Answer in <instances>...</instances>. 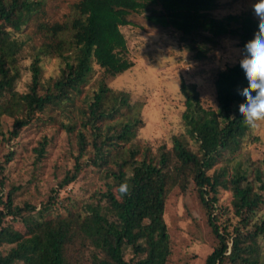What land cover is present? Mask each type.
I'll use <instances>...</instances> for the list:
<instances>
[{
	"label": "trees",
	"instance_id": "16d2710c",
	"mask_svg": "<svg viewBox=\"0 0 264 264\" xmlns=\"http://www.w3.org/2000/svg\"><path fill=\"white\" fill-rule=\"evenodd\" d=\"M42 6V0H0V121L10 119L0 130L6 150L0 159V264H165V201L170 190L182 195L191 184L215 240L204 264H264V150L255 155L241 147L252 130L238 111L243 98L237 90L247 87L241 56L213 72L215 106L202 103L195 83L181 81L184 132L155 150L132 140L140 119L115 123L127 97L109 86L133 64L120 30L133 13L146 12L149 23L182 36L237 39L241 53L258 31L257 17L217 18L211 12L218 0H78L63 21L49 22L39 17ZM34 21L40 45L29 54L30 80L19 90L27 45L20 35ZM204 50L195 56L202 58ZM49 55L62 65L43 80L40 61ZM91 78L93 91L77 105ZM42 115L73 133L75 142L67 149L71 167L35 201L29 192L18 197L23 186L9 185L3 171L14 155L8 144L25 129H39ZM51 140L43 134L32 146L34 166L41 167ZM125 181L131 194L122 198L118 189ZM79 182L83 198H59ZM221 190L230 194L226 205L218 203Z\"/></svg>",
	"mask_w": 264,
	"mask_h": 264
},
{
	"label": "rangeland",
	"instance_id": "374dc122",
	"mask_svg": "<svg viewBox=\"0 0 264 264\" xmlns=\"http://www.w3.org/2000/svg\"><path fill=\"white\" fill-rule=\"evenodd\" d=\"M76 1L78 0H42L43 13L39 17L49 22L63 21L70 12V5ZM218 2L219 6L211 12L217 18L229 13L242 12H249L256 17L252 9L256 0H218ZM129 19L131 23L122 26L120 30L126 38L127 57L133 64L128 70L109 80L110 88L125 93L128 104L117 114L115 123L119 124L128 118L140 119L132 140L149 144L155 150L159 144L170 145L172 135L184 132L181 119L184 109L183 96L179 90L181 81L195 83L202 103L205 106H215L212 88L213 72L236 61L241 56V52L236 44L237 39L231 37H221L217 42L212 43L202 37L182 36L170 27L162 28L149 23L146 12L133 13ZM34 23L35 21L23 26L20 35L27 41V45L22 54L24 58L20 60L21 76L15 82L19 90L23 89L30 80L27 68L30 62L29 54L40 45ZM199 47L205 50L204 56L198 59L195 54ZM41 58L42 79L55 77L62 65L60 60L55 55ZM94 81L95 78H91L84 87L82 86L83 92L77 96V105L80 104L79 99L82 100L84 96L91 94L93 87L90 83ZM107 106L111 107L109 101ZM41 119L38 122L40 128L34 127L37 131L32 128L25 129L16 140L8 144L14 155L13 160L5 165L3 171L10 179L9 185L13 183L23 186L20 191L22 194H18V197L29 192V197L35 201L41 198L50 186L56 185L64 169L71 167L72 162L67 158V149L71 146V141L73 146L75 142L72 139L73 133L65 132L57 122L51 124L47 115H42ZM58 119H63L62 115ZM9 122L10 119L3 116L0 130L8 129ZM62 122L66 121L62 120ZM43 134H47L52 140L47 147L41 167H38L33 165L31 148ZM241 147L253 151L255 155L263 151L264 125L252 129L244 137ZM5 151L0 149V159ZM33 175L36 177L31 179ZM29 180L33 182L27 184ZM83 195L85 193L79 182L61 190L59 198L65 200L70 196L72 200H80ZM218 196L219 204L229 203V192L221 190ZM165 204L164 222L169 236V255L165 264H204V259L211 251L215 240L206 227V216L197 199L193 184L182 195L175 189L170 190Z\"/></svg>",
	"mask_w": 264,
	"mask_h": 264
},
{
	"label": "clouds",
	"instance_id": "9594fccd",
	"mask_svg": "<svg viewBox=\"0 0 264 264\" xmlns=\"http://www.w3.org/2000/svg\"><path fill=\"white\" fill-rule=\"evenodd\" d=\"M252 9L258 19V31L244 45L239 60L247 87L237 90L243 98L238 111L247 127L258 129L264 125V0H256ZM118 192L122 198L130 195L131 185L127 181L123 182Z\"/></svg>",
	"mask_w": 264,
	"mask_h": 264
}]
</instances>
